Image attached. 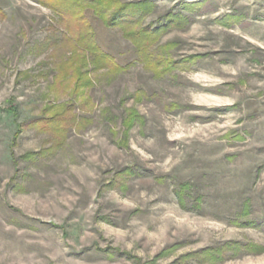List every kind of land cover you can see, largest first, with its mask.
Here are the masks:
<instances>
[{
    "label": "rangeland",
    "instance_id": "374dc122",
    "mask_svg": "<svg viewBox=\"0 0 264 264\" xmlns=\"http://www.w3.org/2000/svg\"><path fill=\"white\" fill-rule=\"evenodd\" d=\"M151 1L142 26L179 25L148 63L86 14L121 69L81 96L57 13L0 0V264H264V0ZM67 102L87 123L57 145L39 120Z\"/></svg>",
    "mask_w": 264,
    "mask_h": 264
},
{
    "label": "trees",
    "instance_id": "16d2710c",
    "mask_svg": "<svg viewBox=\"0 0 264 264\" xmlns=\"http://www.w3.org/2000/svg\"><path fill=\"white\" fill-rule=\"evenodd\" d=\"M37 3L50 8L57 13V20L65 32L61 33V38L54 36L47 38L48 45L55 47L57 44H64L70 48L72 57L58 65L60 73L69 74L75 78L72 94H80L83 96L82 90L92 85L93 81L88 76L87 68L89 64L93 68L100 70L108 68L110 71H120V66L115 60L97 44L90 21L86 14L90 13L93 17L102 22L108 28H120L123 36L130 40L135 47L138 58L144 62L148 61L149 49L152 45L158 42L161 34L169 27L179 25L175 21L166 25V27L152 28L151 25L142 26L144 18L150 14L154 8V3L151 0H139L122 4L119 0H35ZM194 4V3H191ZM190 4H185V8ZM179 16L185 21L180 14L172 15ZM55 31V28L52 27ZM92 55L91 61H88L87 56ZM148 63V62H146ZM69 71V72H68ZM87 100V99H86ZM85 100V101H86ZM48 105L44 111L53 112L51 116L44 115V118L37 119L42 122L39 126L40 130H50L56 137V144L61 145L66 135L68 127L79 128L87 123V118L79 117L73 112L71 102L60 103V106H52L49 109ZM13 115H16L15 109H10ZM38 121V122H39ZM142 117L134 110H129L127 117L124 120L126 128H130L135 122H141ZM32 155H29L31 157ZM122 174V173H121ZM126 174V173H125ZM177 193V191H176ZM178 197L183 203V194L178 190ZM233 243H227L221 248L210 249L199 254L201 260L208 262L217 261L225 252L226 249L232 248ZM247 249L252 246L248 245ZM194 255V254H191ZM196 256V255H194Z\"/></svg>",
    "mask_w": 264,
    "mask_h": 264
}]
</instances>
